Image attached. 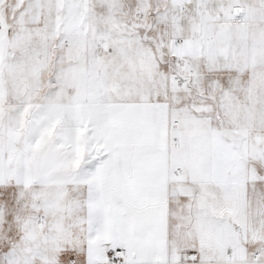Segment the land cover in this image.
Returning <instances> with one entry per match:
<instances>
[{"label":"snow or ice","instance_id":"1","mask_svg":"<svg viewBox=\"0 0 264 264\" xmlns=\"http://www.w3.org/2000/svg\"><path fill=\"white\" fill-rule=\"evenodd\" d=\"M0 264H264V0H0Z\"/></svg>","mask_w":264,"mask_h":264}]
</instances>
